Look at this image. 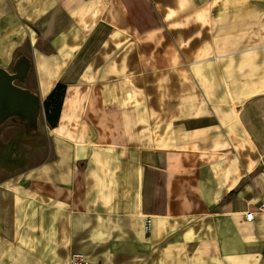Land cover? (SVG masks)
Instances as JSON below:
<instances>
[{"label": "crops", "instance_id": "0c3cea01", "mask_svg": "<svg viewBox=\"0 0 264 264\" xmlns=\"http://www.w3.org/2000/svg\"><path fill=\"white\" fill-rule=\"evenodd\" d=\"M19 66L0 264H264V0H0Z\"/></svg>", "mask_w": 264, "mask_h": 264}, {"label": "water", "instance_id": "95a60500", "mask_svg": "<svg viewBox=\"0 0 264 264\" xmlns=\"http://www.w3.org/2000/svg\"><path fill=\"white\" fill-rule=\"evenodd\" d=\"M24 66H19L14 74L0 69V121L11 113H21L29 121L35 118L38 99L26 90L12 84V80L24 76Z\"/></svg>", "mask_w": 264, "mask_h": 264}, {"label": "trees", "instance_id": "16d2710c", "mask_svg": "<svg viewBox=\"0 0 264 264\" xmlns=\"http://www.w3.org/2000/svg\"><path fill=\"white\" fill-rule=\"evenodd\" d=\"M65 85L56 84L52 89L46 100L44 101L45 113L48 121L51 122L50 113L57 115L61 107L62 97L64 94Z\"/></svg>", "mask_w": 264, "mask_h": 264}, {"label": "built area", "instance_id": "2783aa9c", "mask_svg": "<svg viewBox=\"0 0 264 264\" xmlns=\"http://www.w3.org/2000/svg\"><path fill=\"white\" fill-rule=\"evenodd\" d=\"M257 209L259 211H264V204L263 203L259 204L257 206ZM253 214H254L253 211L247 212L245 214L246 220H251L253 218ZM144 227H145V230H148V223H147V221L145 222V226ZM70 260L73 263L81 262L83 260V255L81 253H79V252L72 253L71 254V257H70Z\"/></svg>", "mask_w": 264, "mask_h": 264}, {"label": "rangeland", "instance_id": "374dc122", "mask_svg": "<svg viewBox=\"0 0 264 264\" xmlns=\"http://www.w3.org/2000/svg\"><path fill=\"white\" fill-rule=\"evenodd\" d=\"M6 119V117H4L1 121H0V124Z\"/></svg>", "mask_w": 264, "mask_h": 264}]
</instances>
